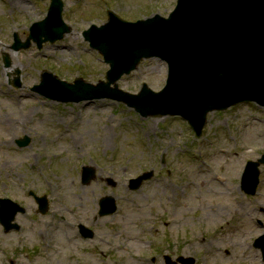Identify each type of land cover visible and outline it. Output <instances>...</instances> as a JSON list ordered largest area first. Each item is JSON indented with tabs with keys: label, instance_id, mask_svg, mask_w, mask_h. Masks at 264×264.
Segmentation results:
<instances>
[{
	"label": "rangeland",
	"instance_id": "374dc122",
	"mask_svg": "<svg viewBox=\"0 0 264 264\" xmlns=\"http://www.w3.org/2000/svg\"><path fill=\"white\" fill-rule=\"evenodd\" d=\"M64 1L72 31L41 48L30 38L29 48L16 51L15 34L27 44L31 25L45 18L51 1L0 0V112L8 107L18 113L11 116L17 119L11 134L0 126V199L26 208L15 218L20 229L5 232L0 222V264H168L166 256L193 257L194 264H264V250L254 245L264 235V164L261 194L249 196L241 187L248 161L264 154V108L251 103L211 112L198 138L179 116L145 118L122 102L96 100L76 126L82 102L50 104L33 86L45 72L69 82L77 76L94 84L106 79L109 65L83 38L90 23L107 22L101 5L136 19L167 16L177 0H85L82 6ZM22 2L27 11L12 4ZM15 63V77L6 79L5 69ZM17 77L20 88L13 83ZM166 78V63L152 58L118 85L138 93L147 83L159 91ZM20 98L31 105L19 104ZM37 108L42 113L27 122L28 110ZM44 116L50 121L42 122ZM11 135L10 146H3ZM25 135L29 145L16 144ZM84 166L95 171L89 184L83 183ZM149 171L153 176L132 190L130 179ZM62 177L69 185L54 193ZM31 191L48 196L47 214L38 211ZM109 195L119 211L100 216V200ZM80 222L95 231L93 238L80 234Z\"/></svg>",
	"mask_w": 264,
	"mask_h": 264
},
{
	"label": "water",
	"instance_id": "95a60500",
	"mask_svg": "<svg viewBox=\"0 0 264 264\" xmlns=\"http://www.w3.org/2000/svg\"><path fill=\"white\" fill-rule=\"evenodd\" d=\"M62 9V1L53 0L49 17L36 25L40 33L33 37L40 44L41 35L55 40L67 31ZM88 37L111 64L107 82L93 85L77 79L68 84L50 74L55 82L46 79L35 89L63 101L108 97L136 107L143 116L179 113L198 135L210 111L248 101L264 105V0H179L169 18L157 15L137 23L112 13L109 23ZM30 38L27 44L18 42L15 49L29 47ZM154 56L169 65L167 85L161 92L147 85L139 95L119 89L117 80L124 73L137 68L143 58ZM258 165L250 163L247 172L252 173V181L245 189L251 193L259 182ZM148 176L133 180L132 187H139ZM7 203L16 207L3 220L9 230L19 208ZM102 207V215L114 212L115 199L104 198Z\"/></svg>",
	"mask_w": 264,
	"mask_h": 264
},
{
	"label": "bare ground",
	"instance_id": "6f19581e",
	"mask_svg": "<svg viewBox=\"0 0 264 264\" xmlns=\"http://www.w3.org/2000/svg\"><path fill=\"white\" fill-rule=\"evenodd\" d=\"M13 5H15V6H18L19 5V7H20V9H24V10H28V6H26V5H24V2H22V3H17V4H15V3H12ZM16 67H17V64L15 63L13 66H12V68H6L5 69V71L4 72H7V76H6V79H9V80H11L13 77H15V69H16ZM0 81H3V77H2V79H0ZM19 102L22 104V105H24V103H31L30 101H24V102H22L21 100H19ZM18 102V103H19ZM12 104H16L15 102H12ZM38 110H39V108H37V109H29L28 110V114L29 115H31V117H29L28 119L26 118V121L28 122V121H30V122H33V121H35V118H34V116L38 113ZM18 113H16L14 110H12L11 108H10V110H9V108L8 107H6V109H4L2 112H0V120L2 121V122H0V126H2L3 127V130H6V131H9L10 132V134L13 132V130L15 129L14 127H16V120H14L11 116H15V115H17ZM34 115V116H33ZM47 119H48V117L47 116H44V118H42V122H46L47 121ZM19 120V119H18ZM13 121H15L14 123H13ZM8 126V127H7ZM106 129H108V128H106ZM107 132V130H105V132H104V134ZM88 134V132H86L84 135H87ZM14 136L13 135H11V137H10V139H6L5 141H4V143H3V146H10V144H11V140L13 141V138ZM83 137V136H82ZM102 139H103V141L105 142V143H107V142H109V138H108V136L105 134L103 137H102ZM82 140V138L79 140V141H81ZM76 141V140H75ZM77 142V141H76ZM10 163V165L12 164V162L11 161H9L7 164H9ZM67 185H69L68 183H67V180L64 178V177H62V185L60 184V183H58V188H57V186H54V188H53V191H55V190H57V189H59V190H61V189H67ZM190 185V184H189ZM202 185V184H201ZM203 186V185H202ZM167 187V186H166ZM65 198L67 197L66 195L64 196ZM58 209H59V206H58ZM126 245V244H125ZM127 246V245H126ZM126 248V251L128 250V248H130V247H125Z\"/></svg>",
	"mask_w": 264,
	"mask_h": 264
}]
</instances>
